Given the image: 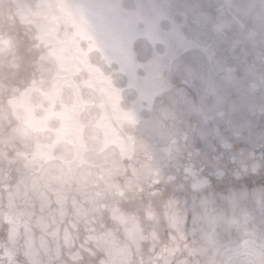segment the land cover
Instances as JSON below:
<instances>
[{
    "label": "clouds",
    "instance_id": "9594fccd",
    "mask_svg": "<svg viewBox=\"0 0 264 264\" xmlns=\"http://www.w3.org/2000/svg\"><path fill=\"white\" fill-rule=\"evenodd\" d=\"M0 264H264V0H0Z\"/></svg>",
    "mask_w": 264,
    "mask_h": 264
}]
</instances>
